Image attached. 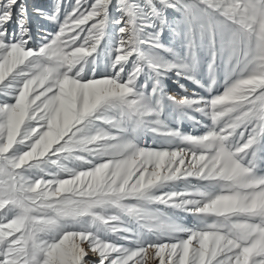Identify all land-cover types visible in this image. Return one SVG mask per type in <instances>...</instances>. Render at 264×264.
I'll return each mask as SVG.
<instances>
[{
    "label": "snow or ice",
    "instance_id": "1",
    "mask_svg": "<svg viewBox=\"0 0 264 264\" xmlns=\"http://www.w3.org/2000/svg\"><path fill=\"white\" fill-rule=\"evenodd\" d=\"M0 264H264V0H0Z\"/></svg>",
    "mask_w": 264,
    "mask_h": 264
},
{
    "label": "rangeland",
    "instance_id": "2",
    "mask_svg": "<svg viewBox=\"0 0 264 264\" xmlns=\"http://www.w3.org/2000/svg\"><path fill=\"white\" fill-rule=\"evenodd\" d=\"M48 0H27V3L29 5V10L31 11V7L33 5H39V6H46ZM138 2L143 3V0H138ZM117 14L113 13V18H115ZM138 15L143 17L145 20L148 18L151 13H149L147 7H144L143 9L139 10ZM169 17L171 19L172 13L170 12ZM34 21V28L38 26L39 22L35 17H33ZM44 27H46L48 30H52L51 25L44 24ZM116 28L115 24L110 25V31L114 33ZM152 35V32L148 29H145L141 33V38L142 39H149ZM164 42L168 44L169 46L173 47L176 51L180 52L183 54L184 49L182 47V42L179 38L174 37L173 33L165 29V36L163 37ZM141 51L144 55V62H158L160 59L159 53L155 52L152 48H149L147 45H142L141 46ZM103 55V53L101 54ZM201 80V83L205 85L204 88L198 87L196 84L186 81V80H180L179 82H175L177 78L175 77L174 74H169L168 78L164 81L166 84V91L169 94H174L178 96H183V95H190L192 92L198 93L200 96L204 97H209L210 95H214L216 91H223V75L221 74L218 78V85L216 88H214L211 92L207 91V85L209 83V80L206 75V70L204 68L201 69L200 75L198 77ZM180 84H184L185 88L187 91L184 89H181ZM166 104V109H165V114L166 117H170L169 122L173 123L176 117H179L178 121H175L179 123V127L185 131L186 133L189 134H196V135H202L207 131V128H205L203 125L204 124H211L210 120H207L206 118L200 117L199 114L195 113H190V115H195L198 120H201V125L200 126H194L193 122L187 119L186 117L181 116L180 112L174 108V106L171 104L169 101H165ZM176 126V125H173ZM150 139V138H149ZM151 142V140L149 141ZM183 221L187 223L189 226H191L194 223L193 218L189 216H183L182 217Z\"/></svg>",
    "mask_w": 264,
    "mask_h": 264
}]
</instances>
